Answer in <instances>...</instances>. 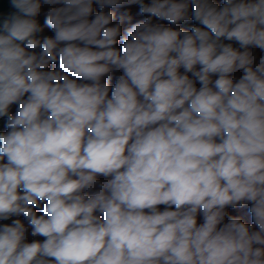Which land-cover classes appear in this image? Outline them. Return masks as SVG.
Here are the masks:
<instances>
[{
    "label": "clouds",
    "instance_id": "1",
    "mask_svg": "<svg viewBox=\"0 0 264 264\" xmlns=\"http://www.w3.org/2000/svg\"><path fill=\"white\" fill-rule=\"evenodd\" d=\"M4 2L0 264H264V0Z\"/></svg>",
    "mask_w": 264,
    "mask_h": 264
},
{
    "label": "trees",
    "instance_id": "2",
    "mask_svg": "<svg viewBox=\"0 0 264 264\" xmlns=\"http://www.w3.org/2000/svg\"><path fill=\"white\" fill-rule=\"evenodd\" d=\"M98 10V9H97ZM123 11V9H121ZM115 11V9H114ZM133 12L135 13L136 12V9L134 8L133 9ZM139 19H142V17H139L137 16ZM134 22V20H133ZM47 31V29H46ZM115 82V80L113 79V83ZM162 207V206H161ZM231 214H236V215H243L245 220H247L249 223L251 222V219L249 216L246 215V209H243V210H230Z\"/></svg>",
    "mask_w": 264,
    "mask_h": 264
},
{
    "label": "rangeland",
    "instance_id": "3",
    "mask_svg": "<svg viewBox=\"0 0 264 264\" xmlns=\"http://www.w3.org/2000/svg\"><path fill=\"white\" fill-rule=\"evenodd\" d=\"M115 11L117 12V15H119V13L122 11L121 9H115ZM133 15L135 16V13L133 12ZM137 20H139V18L137 16H135L134 22H136ZM130 24L126 23L125 27H129ZM122 42V41H121Z\"/></svg>",
    "mask_w": 264,
    "mask_h": 264
},
{
    "label": "water",
    "instance_id": "4",
    "mask_svg": "<svg viewBox=\"0 0 264 264\" xmlns=\"http://www.w3.org/2000/svg\"><path fill=\"white\" fill-rule=\"evenodd\" d=\"M0 7H6V3L4 2V0H0ZM41 23H43L42 20Z\"/></svg>",
    "mask_w": 264,
    "mask_h": 264
}]
</instances>
